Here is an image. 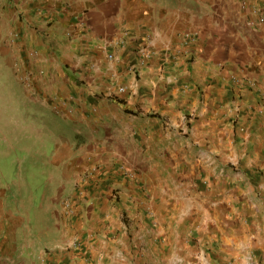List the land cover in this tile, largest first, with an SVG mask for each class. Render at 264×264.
Segmentation results:
<instances>
[{"label": "crops", "instance_id": "obj_1", "mask_svg": "<svg viewBox=\"0 0 264 264\" xmlns=\"http://www.w3.org/2000/svg\"><path fill=\"white\" fill-rule=\"evenodd\" d=\"M25 1L48 115L89 135L107 184L121 165L149 183L121 235L108 208L79 206L107 230L45 264H264V0ZM8 221L0 264H37Z\"/></svg>", "mask_w": 264, "mask_h": 264}, {"label": "rangeland", "instance_id": "obj_2", "mask_svg": "<svg viewBox=\"0 0 264 264\" xmlns=\"http://www.w3.org/2000/svg\"><path fill=\"white\" fill-rule=\"evenodd\" d=\"M25 8V0H0V162L5 161L0 166V218L8 217L11 229H22L18 236L24 255L45 264L49 256L87 246V233L107 230L97 219L88 232L87 218H73L79 206L108 208L106 222L117 223L121 235L125 224L139 222L134 206L149 183L140 166L130 165L133 175H127L122 170L127 166L121 165L117 170L124 185L107 184L103 166L93 159L89 135L85 139L75 132L72 117L66 116L62 125L52 110L48 115L42 103L54 107L57 96L46 90V69L32 64L44 54V39L36 28L34 36L26 35Z\"/></svg>", "mask_w": 264, "mask_h": 264}, {"label": "built area", "instance_id": "obj_3", "mask_svg": "<svg viewBox=\"0 0 264 264\" xmlns=\"http://www.w3.org/2000/svg\"><path fill=\"white\" fill-rule=\"evenodd\" d=\"M191 34H186V36H184V42L187 44L189 43V41L191 40ZM116 42H118L119 44H121L123 41L122 40H116ZM142 54L144 56H147V54H150V51L147 48H144V50H142ZM142 60V59H141ZM125 88L122 87L121 90H124ZM133 175V174H131Z\"/></svg>", "mask_w": 264, "mask_h": 264}]
</instances>
